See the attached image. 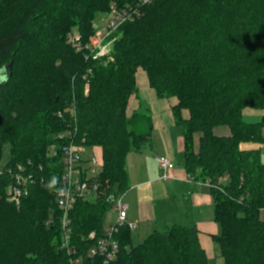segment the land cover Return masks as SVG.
<instances>
[{"label": "trees", "instance_id": "16d2710c", "mask_svg": "<svg viewBox=\"0 0 264 264\" xmlns=\"http://www.w3.org/2000/svg\"><path fill=\"white\" fill-rule=\"evenodd\" d=\"M135 1L0 0V159L8 143L6 166L22 165L39 178L17 205L7 196L11 180L0 176V264H69L54 193L61 155L50 147L60 153L68 142L58 135L75 127L76 142L100 148L103 165L99 193L71 213L73 243L86 251L90 233H103L110 199L130 188L127 158L142 151L153 128L149 112L127 115L140 68L159 98L176 100L184 168L210 186L223 264H264V162L241 148L264 142V115L244 121L245 109L264 111V0H154L121 26L107 62L87 59L84 46L66 42L77 28L87 43L100 14ZM220 127L230 134H217ZM119 238L112 264H210L195 223L170 225L137 246L128 228Z\"/></svg>", "mask_w": 264, "mask_h": 264}, {"label": "built area", "instance_id": "2783aa9c", "mask_svg": "<svg viewBox=\"0 0 264 264\" xmlns=\"http://www.w3.org/2000/svg\"><path fill=\"white\" fill-rule=\"evenodd\" d=\"M154 0H138L134 6L126 5L119 7L113 5L110 15L105 22L95 25L98 44L89 48L90 55L87 59L102 60L104 56L111 54L109 48L111 37L117 32L122 25L134 21L138 16L139 7L145 4H151ZM71 41L81 50L83 48L81 37L75 36ZM87 49V47H86ZM111 57V55H110ZM111 59V58H110ZM71 113L76 117L75 107L69 108ZM63 114L60 112L59 117ZM77 128L66 130L58 135V139L65 140L68 143L60 146V153L57 145L50 147L53 156L61 155L62 173L61 186L54 193L56 197L57 208L61 214V249L66 252L69 258V264H87L89 261L101 260L103 264L114 263L120 254V232L122 229H136L137 225L128 221V205L125 202L126 192L119 194L113 202V211L115 212V222L111 226L103 229V233L98 235L96 232L90 233L88 239L92 245L86 251L80 250L73 243V231L71 213L75 209L79 200L92 199L100 191L101 183L99 176L101 170L85 168L86 164L94 163L95 158L85 160L83 154L87 146L83 140L81 143L76 142ZM156 161L163 172L162 180L170 181V170L174 167V161L170 157L158 156ZM5 175L11 181L7 187L8 199L17 205L29 195L30 187L38 183L39 178L33 173L28 172L22 165L4 166L0 169V176ZM187 182H195V178L188 176ZM52 220L48 221L50 224Z\"/></svg>", "mask_w": 264, "mask_h": 264}, {"label": "crops", "instance_id": "0c3cea01", "mask_svg": "<svg viewBox=\"0 0 264 264\" xmlns=\"http://www.w3.org/2000/svg\"><path fill=\"white\" fill-rule=\"evenodd\" d=\"M136 83L138 86V93L130 98L127 108V115L132 116L133 113L140 110L149 112L152 116L153 128L151 131L150 140L146 145L147 148L141 152H137V153L134 152L135 154H138L139 157H131L132 154H134L131 153L127 158L128 178H129V182L132 183L130 184V188L126 193L125 202L128 205V221L130 223L136 224L137 225L136 229H139L140 226H143L144 223H149L150 225H152L151 228L145 234V236L141 238V240L143 239L141 242H143L150 234H152L155 231H159L157 230V224H154L157 221V213H158L157 206L153 201L143 200V195H145V192L149 190V188L150 189L153 188L154 191V185L155 184L162 185L161 182L163 183L165 182L167 186H172L170 182L185 183V184H191V183L186 181L189 175L185 171V168L183 172L184 174L187 175V177L184 178L181 173V170L178 169L180 164L175 162L180 153L184 155L183 128L176 123L172 110L174 104L176 103V100L172 98L170 99L159 98L157 96L156 91L153 88H151L146 72L141 68L137 72ZM247 110L248 108L244 110V120ZM263 115H264V111H263ZM183 116L184 118H188L189 116L188 112L185 111L183 113ZM216 133L219 135L227 136L230 134V130L227 127H220L216 129ZM263 134H264V130H263ZM198 138L200 139L199 133H198ZM199 139L196 145L194 141V149L196 152L199 151ZM95 148L101 151L100 148L97 147ZM161 155L170 157L172 160L174 159L173 160L174 167L169 172L171 176L170 181H164L161 178L163 172L156 161V157ZM149 157L150 158L153 157L152 158L153 159L152 163H154L153 168L151 167L149 168L148 164H150V162L144 160V158H149ZM194 183L197 184V183H205V182L195 181ZM193 190L194 187H191V189L189 188L188 196L190 194H193ZM209 193H210L209 197L201 196L202 198L198 197L199 194H194V195H196V202L198 204L202 205L204 202L211 203L214 211V203L211 195L210 186H209ZM263 212L264 210L261 212L262 217H263ZM214 216H215V211H214ZM114 222H115V216H113L112 220L109 221L108 224L104 225V228L111 226L112 224H114ZM190 223H195L198 230L200 231V242L202 247L207 252L210 261L211 254H210V249L207 246L206 236L207 235L209 236L211 235L213 237L216 236L218 233H220V226H216L215 230L211 231L207 227V224L194 222L191 219L187 224ZM173 224L176 223H165V228Z\"/></svg>", "mask_w": 264, "mask_h": 264}, {"label": "rangeland", "instance_id": "374dc122", "mask_svg": "<svg viewBox=\"0 0 264 264\" xmlns=\"http://www.w3.org/2000/svg\"><path fill=\"white\" fill-rule=\"evenodd\" d=\"M133 3L136 4V1ZM119 7H121V5H119ZM139 13H140V10L138 11V14ZM109 15H110V12L100 14L98 16V18L96 19L93 25L94 33L90 37V39L87 41V43L83 44V41L81 39V42L83 46L85 47L84 54L86 58H87V55H90V52H91L89 48L95 47L98 44V38L96 35L97 31H96L95 25L105 22V20L108 19ZM73 29H74L73 31L68 33L66 42L76 47V45L71 41V39L75 36L81 37V35L77 28H73ZM121 35H122V32L119 29L117 32L114 33L113 37H111V40L108 42L110 43L109 48L111 49V54H110L111 57L114 54L115 45L117 41L120 39ZM19 49H21V47H19L18 49L16 48L14 51L17 52ZM23 49H27V48H23ZM110 55L102 57L103 58L102 60L106 62L109 61L111 58ZM262 120H263V110H261L260 108H252V107L248 108L247 113L245 115V120H244L246 123H257V122H261ZM198 139H199L198 133H196L194 135L195 145L198 143ZM146 148L147 146L145 145L142 151H144ZM241 148L246 151L259 152L261 155V159L264 162V142H258V143L257 142H245L241 145ZM135 153L132 154L131 157H139L138 154H135ZM83 158L85 160H91L95 158L96 160L94 163L86 164L85 168H91L93 170L102 169V165H103L102 164V153L99 149H96L95 147L87 146L86 151L83 154ZM152 158L150 157L144 158L145 161L150 162V164H148L149 168L154 167V163H152L153 161ZM10 161H11L10 145L6 143L2 146L0 169H2L4 166L10 163ZM175 162L180 164L178 169L181 170L183 177L184 178L187 177V175L184 174L183 172L184 163H185L184 155L180 153ZM131 183L129 182V187ZM161 183L162 185L161 184L154 185V191H153V188L151 189L149 188V190L145 192V195H143V200L153 201L155 205L157 206V211H158L157 221L154 223V224H157V230L159 231L165 230V223H176V224L184 225V224H187L190 221V219L193 220L194 222L207 224V227L211 231L215 230L216 226H219V224L215 221V218H214V211H213L212 204L208 202H204L202 205L198 204L196 202V195H194V194H199L198 196L199 198L201 196L209 197L210 193H209L208 184L206 183L196 184L194 182H190L191 184L170 182L172 186H167L165 182L164 183L161 182ZM191 187H194L193 194H190L188 196V190L189 188L191 189ZM113 216H115V212L113 211V208H110L104 213L103 224L104 225L108 224L109 221L112 220ZM263 218H264V212H263ZM151 226L152 225H150L149 223H144L143 226H140L139 229L133 230L131 232L132 246H137L140 244V242L143 240V239L141 240V238L145 236V234L151 228ZM219 234L220 233H218L217 235ZM206 238H207V246L209 247L210 254H211V258L209 261L210 264H223L224 262L222 258L220 244L217 241H215L214 237L211 235L210 236L207 235Z\"/></svg>", "mask_w": 264, "mask_h": 264}, {"label": "water", "instance_id": "95a60500", "mask_svg": "<svg viewBox=\"0 0 264 264\" xmlns=\"http://www.w3.org/2000/svg\"><path fill=\"white\" fill-rule=\"evenodd\" d=\"M110 201H111V203H113L114 202V199L112 198V199H110Z\"/></svg>", "mask_w": 264, "mask_h": 264}, {"label": "clouds", "instance_id": "9594fccd", "mask_svg": "<svg viewBox=\"0 0 264 264\" xmlns=\"http://www.w3.org/2000/svg\"><path fill=\"white\" fill-rule=\"evenodd\" d=\"M4 79L3 77H0V80Z\"/></svg>", "mask_w": 264, "mask_h": 264}]
</instances>
